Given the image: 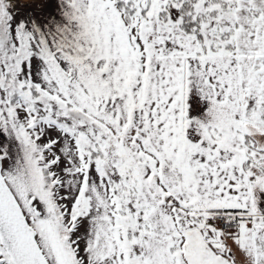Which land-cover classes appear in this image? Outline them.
<instances>
[{"label":"snow or ice","instance_id":"1","mask_svg":"<svg viewBox=\"0 0 264 264\" xmlns=\"http://www.w3.org/2000/svg\"><path fill=\"white\" fill-rule=\"evenodd\" d=\"M0 264H264V0H0Z\"/></svg>","mask_w":264,"mask_h":264}]
</instances>
